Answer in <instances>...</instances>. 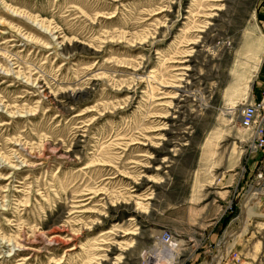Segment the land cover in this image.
Masks as SVG:
<instances>
[{
    "label": "rangeland",
    "instance_id": "rangeland-1",
    "mask_svg": "<svg viewBox=\"0 0 264 264\" xmlns=\"http://www.w3.org/2000/svg\"><path fill=\"white\" fill-rule=\"evenodd\" d=\"M258 3L0 0V264H140L164 231L264 264Z\"/></svg>",
    "mask_w": 264,
    "mask_h": 264
},
{
    "label": "built area",
    "instance_id": "built-area-1",
    "mask_svg": "<svg viewBox=\"0 0 264 264\" xmlns=\"http://www.w3.org/2000/svg\"><path fill=\"white\" fill-rule=\"evenodd\" d=\"M239 127L250 133L251 151L253 153L264 152V92L258 102L241 103L237 109ZM262 174H257L256 180H260ZM233 203L223 207V214H232ZM160 249L154 250L148 258L140 264H185L184 253L180 250L183 242L169 231L161 232L157 238ZM191 241L187 242L189 247ZM185 243V242H183ZM189 244V245H188ZM221 264H244L241 256L235 251H230L222 260Z\"/></svg>",
    "mask_w": 264,
    "mask_h": 264
},
{
    "label": "crops",
    "instance_id": "crops-1",
    "mask_svg": "<svg viewBox=\"0 0 264 264\" xmlns=\"http://www.w3.org/2000/svg\"><path fill=\"white\" fill-rule=\"evenodd\" d=\"M255 13V17H257L256 22L261 27L260 35L264 41V3L260 7L257 6ZM258 56H260V61L257 69V80L253 86V95L250 98L251 102H258L264 92V47L261 52H258Z\"/></svg>",
    "mask_w": 264,
    "mask_h": 264
},
{
    "label": "bare ground",
    "instance_id": "bare-ground-1",
    "mask_svg": "<svg viewBox=\"0 0 264 264\" xmlns=\"http://www.w3.org/2000/svg\"><path fill=\"white\" fill-rule=\"evenodd\" d=\"M184 70V69H183ZM185 70H187V69H185ZM252 103V102H251ZM250 134V133H249ZM262 153V152H261ZM252 195H254V193L252 192V193H249V195H248V197H247V199L242 203V206H241V208H242V213H241V224H243V223H245V222H247V219H249L251 216H256V217H258V215L257 214H255L254 213V210H253V206H252V203H250V201H249V198H251L252 197ZM257 197V196H256ZM252 201V200H251ZM245 225V224H244ZM239 231V230H238ZM243 233V232H242ZM242 234H241V231H240V233H235V232H233L232 231V233H230V234H228L227 236H225V238H224V242L226 243V239H228V240H231V241H235L236 240V238H238V237H240ZM228 242V241H227ZM222 245V244H221ZM232 245V244H231ZM231 249V248H230ZM30 250V249H29ZM228 248L226 249L225 248V250L223 251V252H219V254L217 255V257H213L214 259H216L217 258V264H220V261H221V259H222V257H225V255H227V253H228ZM224 252H226V254H224ZM211 256H213V254H211Z\"/></svg>",
    "mask_w": 264,
    "mask_h": 264
},
{
    "label": "trees",
    "instance_id": "trees-1",
    "mask_svg": "<svg viewBox=\"0 0 264 264\" xmlns=\"http://www.w3.org/2000/svg\"><path fill=\"white\" fill-rule=\"evenodd\" d=\"M263 3L264 0H259L258 7H260ZM229 219H230L229 217H224L221 219L220 223L223 228H225V226L228 224Z\"/></svg>",
    "mask_w": 264,
    "mask_h": 264
},
{
    "label": "water",
    "instance_id": "water-1",
    "mask_svg": "<svg viewBox=\"0 0 264 264\" xmlns=\"http://www.w3.org/2000/svg\"><path fill=\"white\" fill-rule=\"evenodd\" d=\"M255 188H251V191H253ZM212 264H217V259H212Z\"/></svg>",
    "mask_w": 264,
    "mask_h": 264
}]
</instances>
